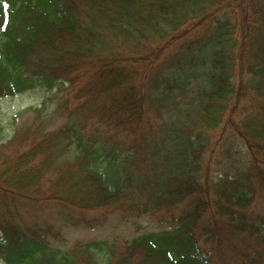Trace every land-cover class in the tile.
Here are the masks:
<instances>
[{
    "label": "trees",
    "instance_id": "trees-1",
    "mask_svg": "<svg viewBox=\"0 0 264 264\" xmlns=\"http://www.w3.org/2000/svg\"><path fill=\"white\" fill-rule=\"evenodd\" d=\"M79 75L75 113L88 111L85 120L71 113L46 132L40 119L13 138L10 156L0 146V215L43 201L93 212L139 197L165 208L167 226L104 244L99 262L98 243L61 252L2 219L4 264H218L224 242L246 248L242 264H264V0L0 4V98ZM151 113L166 122L149 131ZM93 119L102 142L85 133ZM135 159L151 170L137 186ZM213 160L229 172L211 177Z\"/></svg>",
    "mask_w": 264,
    "mask_h": 264
},
{
    "label": "rangeland",
    "instance_id": "rangeland-1",
    "mask_svg": "<svg viewBox=\"0 0 264 264\" xmlns=\"http://www.w3.org/2000/svg\"><path fill=\"white\" fill-rule=\"evenodd\" d=\"M85 80L84 75H79L74 78L73 82L57 86L53 90L36 87L15 96L0 98V146L5 149V153L10 156L17 151L11 143L13 138L39 124L40 119L46 120L42 127L46 132L60 128L69 119L71 113L74 114L71 118L85 120L88 111L78 112V115L75 113L84 99L77 102L74 100ZM148 117L151 118L147 125L149 131L166 122V117L155 118L154 113L149 114ZM85 133L88 135L96 133L99 141L105 140V132L100 124H96V119L86 121ZM109 135L112 136V133ZM112 144L113 142L110 141L109 145ZM128 145L129 143H126V147ZM116 149L121 150L117 148V145ZM146 172L151 174L148 163L143 164L140 159L131 160L130 175H128L130 183L133 186L139 185L138 179L142 178ZM227 172L229 169L226 163L215 165V160H213L208 173L214 177ZM145 205L147 207H144ZM15 208L17 209L13 208L8 215H0V221L8 220L7 222L22 236L40 238L51 249L61 252L80 243H98L93 250L99 262H102L101 249H106L104 244L118 243L158 230L162 226H167L165 223L168 221V214L164 207L153 210L151 208L155 207L139 197H133L118 207L93 212H81L51 201ZM257 208L264 210V199L259 200ZM2 235L3 232L0 231V237ZM223 240L229 241L225 237ZM245 250L244 246L234 250L230 243L224 242L218 250L216 262L218 264H242L244 261L242 254ZM0 264H4L2 258H0Z\"/></svg>",
    "mask_w": 264,
    "mask_h": 264
},
{
    "label": "snow or ice",
    "instance_id": "snow-or-ice-1",
    "mask_svg": "<svg viewBox=\"0 0 264 264\" xmlns=\"http://www.w3.org/2000/svg\"><path fill=\"white\" fill-rule=\"evenodd\" d=\"M6 0H0V4H4Z\"/></svg>",
    "mask_w": 264,
    "mask_h": 264
}]
</instances>
